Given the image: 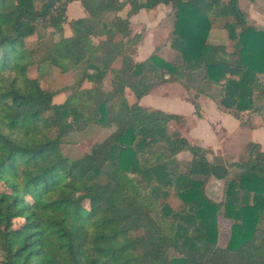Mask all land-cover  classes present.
<instances>
[{"label":"trees","instance_id":"trees-1","mask_svg":"<svg viewBox=\"0 0 264 264\" xmlns=\"http://www.w3.org/2000/svg\"><path fill=\"white\" fill-rule=\"evenodd\" d=\"M35 1L0 0V264H264L260 145L247 143L234 161L210 159V150L169 131L182 115L138 102L177 80L192 91L196 114L202 93L247 124L246 114L264 109L255 100L264 96V29L238 0H80L87 15L71 20L72 0ZM160 3L171 5L166 39L176 58L161 53V42L136 61L143 32H132L130 17ZM41 20L60 36L40 61L77 74L61 102L27 71L26 38ZM212 27L228 44L210 40ZM96 28L103 35L90 41ZM79 121L116 127L70 158L61 143ZM186 151L182 169L177 153ZM210 175L225 179L219 201L204 190ZM220 212L233 220L223 246Z\"/></svg>","mask_w":264,"mask_h":264},{"label":"crops","instance_id":"crops-1","mask_svg":"<svg viewBox=\"0 0 264 264\" xmlns=\"http://www.w3.org/2000/svg\"><path fill=\"white\" fill-rule=\"evenodd\" d=\"M238 3L247 13L249 23L264 29V0H238ZM86 15L87 12L80 0H72L67 3V20ZM172 22L173 15L171 14L170 4L160 3L153 8H140L136 13L132 14L130 17L132 32H143V37L136 46L133 58L136 61L143 60L154 50L156 43L160 44L161 42L166 43L162 46V49L167 48V52L173 54L166 39ZM210 40L228 44L225 30L218 27L210 29ZM164 54H166V50ZM170 82L176 81H166L156 85L148 93L142 95L138 102L150 109H161L166 112L178 113L182 115L181 119H183V115L189 116L192 119L191 128L188 129V131L191 130L193 132L191 142L210 150L207 153L208 158L211 159L213 155H219L227 161L237 160L245 153L246 145L249 142L258 143L260 149L264 151V109L251 111L246 114L247 124H242L240 119L234 114L220 109L211 96L200 93L198 94L200 115L196 114L191 98H185L187 109L179 113V111H173L175 105L166 98L165 85ZM218 88V85H212L209 89L210 92L215 93ZM128 91L133 93L132 97H134V92L127 90V99L132 102ZM157 91L159 94L156 93ZM207 99L211 100V102ZM255 100L258 104L264 103V96L255 98ZM243 149L244 152H242ZM237 155L241 156L237 157ZM214 178L218 181L220 180L212 176V179ZM208 196L211 198L210 195ZM212 199L215 200L216 198L212 197Z\"/></svg>","mask_w":264,"mask_h":264},{"label":"rangeland","instance_id":"rangeland-1","mask_svg":"<svg viewBox=\"0 0 264 264\" xmlns=\"http://www.w3.org/2000/svg\"><path fill=\"white\" fill-rule=\"evenodd\" d=\"M36 5L40 6L43 0H36ZM171 21V18H170ZM96 33L94 36H90V41L95 38L101 37L103 35V31L99 28H96ZM60 34L53 31V27L48 26L45 20H41L37 23L36 31L26 38V48L28 49L27 55L31 63L27 66V71L31 76L38 77L39 83L42 88L46 90H50L54 93L53 101L61 102L67 98L70 91V85L75 82L77 78V74L75 70H66L63 71L58 66H51L47 61H40L43 56L48 53L49 43L54 38H59ZM168 59H175L176 56L167 52V48H163L161 53H165ZM177 55V53H176ZM109 78L105 77L104 86L105 88H109ZM173 81V80H171ZM179 82V81H178ZM170 82L165 85L167 91V99L173 103L174 109L176 112L182 113L187 109L185 98H191L192 91L187 90L180 83ZM176 83V84H175ZM89 82L83 83V86H87ZM156 93L159 94L157 91ZM131 91H128V95L130 96V100L133 102L134 97H132ZM209 100V99H207ZM189 101V99H188ZM211 102V100H209ZM88 108H85V114H87ZM182 118V117H181ZM180 120L178 118L172 119L168 125L169 131L181 130L180 133L182 135L188 137L190 141H192L193 132L188 131L192 125V119L189 116L183 115V119ZM66 121H71V117L65 119ZM79 121L78 123H74L72 128L68 130L63 137V142L61 143V150L64 155L69 156L70 158H78L84 153L90 150V147L101 140H103L114 128L116 125L113 123L110 126H101L100 124H96L93 121H89L85 126ZM54 130L50 132L54 134ZM179 130V131H180ZM192 135V136H191ZM195 135V134H194ZM244 152V149L242 150ZM241 155H237L239 157ZM191 154L187 153H177V158L179 161V166L182 169H187L188 162L190 160ZM236 171L232 170L231 173L234 174ZM224 188H225V179H212V175L208 176L204 184V190L206 194L210 195L211 198H216L215 200H221L224 196ZM23 222L22 218L14 219V226L18 227ZM233 220L229 217L224 216L221 212L218 215L217 223H218V243L220 245H226L230 228ZM137 231H134L136 233ZM171 255H175L174 252L171 251Z\"/></svg>","mask_w":264,"mask_h":264}]
</instances>
